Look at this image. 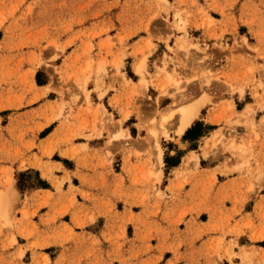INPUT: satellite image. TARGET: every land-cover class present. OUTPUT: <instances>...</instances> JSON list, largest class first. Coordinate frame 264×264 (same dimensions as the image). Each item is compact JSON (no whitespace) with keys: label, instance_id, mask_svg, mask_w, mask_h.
<instances>
[{"label":"rangeland","instance_id":"obj_1","mask_svg":"<svg viewBox=\"0 0 264 264\" xmlns=\"http://www.w3.org/2000/svg\"><path fill=\"white\" fill-rule=\"evenodd\" d=\"M62 2L0 0V39L4 38L0 43V264H173L166 262L180 248L178 227L191 212L167 211L163 201L159 140L168 139L170 132L178 136L174 130L178 116L165 133L157 125L159 113L171 106L202 102L200 112L211 108L207 120L222 127L214 146L226 148L227 143L236 163L208 176L210 218L225 201L212 194L216 175L245 171L256 176L261 190L264 169L252 168L250 160L256 158L254 147L262 142L258 134L264 130V0H79L82 21L32 20L37 9H52ZM205 20L206 28L214 32L203 37ZM178 22L183 29L176 27ZM71 47L78 53L64 59ZM141 58L145 70L139 74L135 65ZM167 74L178 84L165 80ZM109 90L113 91L109 104L97 106L101 114L94 111L91 120L78 121L80 111L91 110V94L101 100ZM246 92L245 101L250 102L251 96L253 104L245 105ZM42 98L53 100V118L62 117L64 126L77 128L51 141L44 155L72 169L56 151L73 148L79 137L88 140L103 131L110 140L120 139L127 158L123 165L116 160L114 170H121L134 184L141 179L143 200L150 202L142 213L121 215L119 205L104 214L83 212L79 209L85 197L79 188L84 183L81 177L72 178L54 163L28 166L36 144L29 136L25 110ZM248 106L252 113L245 116ZM129 115L124 131L123 120ZM235 127L243 128L249 138L234 134ZM225 129L233 132L230 140L222 134ZM139 143H145L146 149L134 150L133 144ZM107 155L112 159L111 152ZM144 155L147 166L139 168L140 161L130 164L131 157L140 160ZM190 158L197 162L196 155ZM177 174L179 178L183 172ZM119 178L117 193L123 200V178ZM166 191L172 195L171 185ZM178 196L180 192L173 198ZM231 202L235 208L239 200ZM257 205L264 207V201ZM258 218L264 223V213ZM200 219L205 221L207 215ZM212 224L220 229L225 222ZM256 255L235 254L217 242L206 248L208 258L193 264H264V258Z\"/></svg>","mask_w":264,"mask_h":264},{"label":"crops","instance_id":"obj_2","mask_svg":"<svg viewBox=\"0 0 264 264\" xmlns=\"http://www.w3.org/2000/svg\"><path fill=\"white\" fill-rule=\"evenodd\" d=\"M80 7L79 0H63L62 4L55 8L51 9L48 6L37 9L32 15V20L34 22L48 23L82 21L83 15L80 12ZM211 18L220 21L219 18ZM204 24L205 27L200 31L203 37L214 32L213 29L206 28V25L209 24L208 20H205ZM3 39V37L0 39V43H3ZM78 51V48L71 47L64 53V59L71 58ZM88 64L90 65V63ZM43 87L45 85H36L37 89ZM246 93L243 98L244 102H246L245 98L249 95V92ZM257 93L260 95V90ZM112 96L113 91L109 90L101 100H98L97 96L92 93L93 104L91 110L88 113L80 111L78 121H81V119L91 120L94 111H98L101 114V109L97 108V106L100 103L104 106L105 103L103 102L109 104ZM235 97L239 99L237 96ZM249 98L251 101L246 102L245 105L254 103L252 97L249 96ZM52 101V99L48 98L38 99L32 102L25 110L30 124L29 136L36 144V149H33L29 155L28 166L35 168L36 162H40L43 165L45 163H54L61 166L64 171L71 173L72 178L75 176L74 178L78 180L81 177L84 183H80L79 188L84 192L85 197H82L83 200L79 202V209L83 212L104 214L114 205L116 208L119 205L123 206L122 210H117L121 215L128 212L134 214L142 213L150 202L147 199L143 200L145 188L140 185L142 184L141 179H138V183L134 184L131 178L122 173L121 170L119 172L114 170L116 160L120 161V165H123L127 158L126 153L122 150L125 143H122L120 139L110 140L107 138L108 133L103 131L101 136L88 140L79 137L78 140L80 141L73 142V148L65 146L62 147L61 151H56L55 153L58 156L72 164V169H66L61 162H53L50 160L51 156L47 157L44 155V150H46V146L51 141L57 140L58 136H67L77 130V128L71 130L68 126H64L62 117L53 118L52 110L54 106ZM82 108H84V104H82ZM200 110L196 120L182 134L176 136L173 132H170L168 139L161 137L159 140L162 150L161 184H164L163 187L159 186V188L166 196L163 201L167 203V211L191 212V215L188 214L185 217L184 224L178 227L179 232L176 236V244L180 248L176 255L170 257L166 263L193 264V262H201L208 258L206 257V248L217 242L222 244L223 250L231 248L235 254L251 253L255 255L256 253L258 258H264V223H260L258 218L259 214L264 213V207L257 205L259 202L263 203L264 201V184L259 190L255 175L246 174L245 171L241 173L233 172L226 176L222 174L216 175V185L213 187L212 194L216 198H221L225 201H223L224 206L216 207L213 217H209L210 213L207 209L211 207V202L208 200L211 194L208 193L211 188L207 183L211 180L208 176H210L211 171L217 168L234 167L236 161L231 157L227 143L226 148L219 144L214 146L218 138L215 137V134L222 127L207 120L209 110H206L204 114ZM235 110L239 112L236 107ZM260 112L258 110L256 115ZM130 117L131 115L123 120L122 129L124 131L126 129L125 122ZM211 120L213 121L214 119L212 118ZM127 130L130 133V130ZM222 134L225 136V140H230L228 136H232L233 132L225 129ZM234 134H237V136L243 135V138L246 139L249 138L248 134L243 133V128L235 127ZM249 135L251 136V134ZM258 135L262 142L254 147L256 158L250 160V165L252 168L263 170L264 130H261ZM250 138L252 139V136ZM236 139L239 140L238 137ZM83 144L87 146L85 150L80 148ZM142 148L146 149L145 143L133 144L134 150L141 151ZM64 150L65 153L61 156ZM107 151L112 153V159L108 157ZM65 154L68 155L65 156ZM192 155L197 156V162L190 158ZM145 159L146 155L141 157L140 160L131 157L130 164L134 165L140 161L139 168H142L148 165L145 163ZM166 160L167 162L169 161L170 165L165 163ZM152 162L156 165L158 164L157 159ZM166 166H169L167 176L164 173ZM181 171L183 174L179 175L178 178L177 173ZM119 175L123 178V193L125 195L123 200L117 193V186L121 184ZM170 185L172 195L166 191V188ZM180 186H182V189H180ZM177 192H180V196L173 198L177 195ZM233 198L239 200L235 208L231 202ZM203 214L207 215L205 221L200 219ZM219 220H223L225 225L220 229H215L212 223L215 224ZM223 263L224 261H222Z\"/></svg>","mask_w":264,"mask_h":264},{"label":"bare ground","instance_id":"obj_3","mask_svg":"<svg viewBox=\"0 0 264 264\" xmlns=\"http://www.w3.org/2000/svg\"><path fill=\"white\" fill-rule=\"evenodd\" d=\"M178 21V20H177ZM182 20L179 19V22H181ZM178 22V25L176 24V27H178V29H183L182 24H180ZM183 45H180V48H182ZM142 59V58H141ZM139 62L136 63L135 65V71L139 74H142L143 71L145 70V60L142 59ZM89 66V64L87 65V67ZM144 79V78H143ZM165 80H168V82L172 83L174 82L175 84H178V81L174 79L173 76H171L170 74H167V76H165ZM142 81V80H141ZM146 82V81H145ZM145 82H143V85L145 84ZM142 83V82H141ZM146 85V84H145ZM175 97V95H174ZM173 97V100L176 101ZM181 100V99H180ZM180 102V101H179ZM178 103V101H177ZM178 105H180V103H178ZM173 106H177V104L175 103V105L173 104ZM201 106H203V103H186L183 105H180L178 107H174L172 108L169 107L168 109L163 110L161 113H159V121L157 120L158 124L160 126V128L162 130L165 131V133H167V126H171V123L175 122L174 117L178 116V121H177V125H175L176 127H174V130L176 131L177 135H180L183 133V131L188 128L197 118L199 110L201 108ZM167 108V107H166ZM162 110V109H161ZM252 113V109L251 107L248 106V108L245 110L244 115L245 116H249ZM127 116V115H125ZM173 119V120H172ZM172 121V122H171ZM171 122V123H170ZM143 123V122H142ZM170 123V124H169ZM151 128V127H150ZM154 128V127H152ZM155 129V128H154ZM163 133V132H162ZM164 133V134H165ZM157 148L159 149L158 145H156ZM240 148V147H239ZM242 148V147H241ZM240 148V149H241ZM241 151V150H240ZM243 151V150H242ZM241 151V152H242ZM3 201L0 200V207L2 206ZM1 209V208H0ZM4 210V209H3ZM3 212V211H2Z\"/></svg>","mask_w":264,"mask_h":264}]
</instances>
